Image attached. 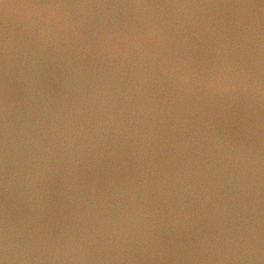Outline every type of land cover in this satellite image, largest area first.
I'll list each match as a JSON object with an SVG mask.
<instances>
[{
  "label": "water",
  "instance_id": "1",
  "mask_svg": "<svg viewBox=\"0 0 264 264\" xmlns=\"http://www.w3.org/2000/svg\"><path fill=\"white\" fill-rule=\"evenodd\" d=\"M0 264H264V0H0Z\"/></svg>",
  "mask_w": 264,
  "mask_h": 264
}]
</instances>
